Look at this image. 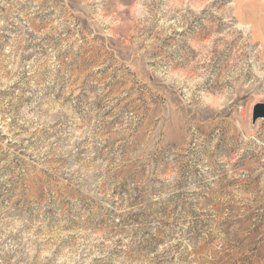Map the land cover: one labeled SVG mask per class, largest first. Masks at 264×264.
<instances>
[{
  "label": "rangeland",
  "instance_id": "374dc122",
  "mask_svg": "<svg viewBox=\"0 0 264 264\" xmlns=\"http://www.w3.org/2000/svg\"><path fill=\"white\" fill-rule=\"evenodd\" d=\"M264 0H0V264H264Z\"/></svg>",
  "mask_w": 264,
  "mask_h": 264
},
{
  "label": "water",
  "instance_id": "95a60500",
  "mask_svg": "<svg viewBox=\"0 0 264 264\" xmlns=\"http://www.w3.org/2000/svg\"><path fill=\"white\" fill-rule=\"evenodd\" d=\"M253 121H257L258 119L264 118V102L257 103L253 108L252 113Z\"/></svg>",
  "mask_w": 264,
  "mask_h": 264
}]
</instances>
